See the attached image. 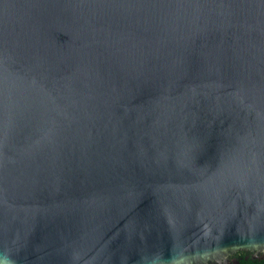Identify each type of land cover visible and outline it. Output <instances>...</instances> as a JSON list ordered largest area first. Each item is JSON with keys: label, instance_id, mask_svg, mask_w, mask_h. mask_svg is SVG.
Wrapping results in <instances>:
<instances>
[{"label": "water", "instance_id": "95a60500", "mask_svg": "<svg viewBox=\"0 0 264 264\" xmlns=\"http://www.w3.org/2000/svg\"><path fill=\"white\" fill-rule=\"evenodd\" d=\"M0 264H264V0H0Z\"/></svg>", "mask_w": 264, "mask_h": 264}]
</instances>
